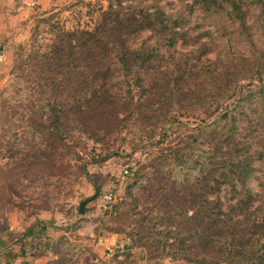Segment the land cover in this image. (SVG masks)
<instances>
[{
  "label": "rangeland",
  "instance_id": "374dc122",
  "mask_svg": "<svg viewBox=\"0 0 264 264\" xmlns=\"http://www.w3.org/2000/svg\"><path fill=\"white\" fill-rule=\"evenodd\" d=\"M122 1L123 6L136 8H151L158 3L164 12L177 19L178 30L187 33L185 40L168 49L164 36L149 40L150 33L139 35L138 43L147 40L149 45L158 47L161 61H151L154 69L148 72L140 64L132 65V71L126 72L127 81L123 72L115 69L108 82L121 103L130 83L134 104L130 106L128 101L126 107L122 104L123 107L108 108L98 115L92 129L84 124L78 129L67 119L66 140L59 142L56 130L43 126L49 124L51 113L46 105L56 102L67 106L69 92L61 91L49 103L40 93L42 81L35 80L33 73L46 61L43 55L54 51L57 42L68 33L94 30L101 9H107L109 2L0 0V251L3 253L19 252L21 246L29 249V244L37 242V253L44 264L172 261L164 257L162 246L157 248L155 231L169 227L167 214L179 212V208L168 207L174 201L168 196L177 191L171 181L166 183L158 178L161 159L156 157L171 158L172 153L184 149L195 138L202 142L198 126L204 119L212 123L220 113V108L215 110L216 103L206 105L196 100L191 106L186 102L182 93L187 85L183 80L192 78L190 81L196 84L214 76L220 65L246 72L252 53L264 50V35L257 31L250 39L227 13H208L202 0ZM256 1L244 0L243 8L247 24L257 30L261 7ZM57 64L55 61L52 65L55 66L52 73L58 76ZM161 64L166 74L161 73ZM206 71H210L209 76ZM138 77L146 78L147 89L160 80V92L166 98H158L159 104L153 106L147 101L149 95L138 90ZM177 77H181L179 84ZM242 83L248 85L250 79ZM251 130L248 120L242 121L239 137L250 136ZM191 145L192 153L199 155L201 149ZM83 166L88 174L83 172ZM255 167L249 185L255 194L262 193L264 199V160L256 161ZM197 171L198 168L190 174ZM107 192L114 194V201L111 211L104 215L100 198ZM219 195L227 205L236 202L227 186ZM93 197L81 214V203ZM196 258L211 260L205 253ZM176 263L188 264L180 260Z\"/></svg>",
  "mask_w": 264,
  "mask_h": 264
},
{
  "label": "trees",
  "instance_id": "16d2710c",
  "mask_svg": "<svg viewBox=\"0 0 264 264\" xmlns=\"http://www.w3.org/2000/svg\"><path fill=\"white\" fill-rule=\"evenodd\" d=\"M202 1L208 13H227L250 39L257 31L264 35V0L256 1L261 7L257 30L246 22L244 0ZM108 2V8L101 9L94 30L68 33L69 36L57 42L50 56L43 55L46 61L33 73L35 80L42 81L40 93L49 103L61 91L69 92L67 106L56 102L46 105L51 113L49 124L43 126L56 130L59 142L66 140L67 119L76 128L84 124L92 129L98 115L108 108L126 107L128 101L130 106L134 104L130 83L121 103L108 82L115 69L123 72L127 81L126 72L132 71V65L140 64L148 72L154 69L151 61H161L158 47L149 45L147 40L138 43L139 35L148 32L149 40L164 36L168 49L175 48L187 35L178 30L177 19L164 12L158 3L151 8H136L123 6L122 0ZM248 60L251 65L246 72L220 65L214 76L196 84L190 81L192 78L183 80L187 85L182 93L186 102L191 106L196 100L206 105L216 103L215 110L220 108V113L212 123L204 119L198 126L203 141L195 138L191 143L201 149L199 155L192 153L193 147L188 143L184 149L172 153L171 158L156 157L161 159L158 178L166 183L171 181L177 191L168 196L174 198L168 207L179 208V212L167 214L169 227L155 231V244L159 249L163 247L164 257L171 258L173 262L169 264H177V260L188 264H264V199L262 193L255 194L249 185L256 172L255 162L264 160V50L253 52ZM55 61L58 76L52 73ZM162 68L161 64L160 71L166 74ZM205 75L209 76L210 71ZM145 79L137 78L138 90L149 95L147 101L154 106L158 98L166 95L160 92V80L147 89ZM180 79L177 77L176 84ZM249 79L248 85L242 83ZM246 120L252 125L251 135L241 138L240 123ZM254 133H257L255 138ZM204 146L208 149H203ZM196 168L197 173L190 174ZM161 170L165 173L160 174ZM83 172L88 174L86 166ZM226 186L234 193L235 203L227 205L219 195ZM96 191L99 192L98 187ZM211 195L215 198L211 199ZM199 253L209 255L211 260L197 259Z\"/></svg>",
  "mask_w": 264,
  "mask_h": 264
},
{
  "label": "crops",
  "instance_id": "0c3cea01",
  "mask_svg": "<svg viewBox=\"0 0 264 264\" xmlns=\"http://www.w3.org/2000/svg\"><path fill=\"white\" fill-rule=\"evenodd\" d=\"M36 244L38 243L34 242L32 244H29V249H25L22 246L19 247L18 251L20 253L15 250V253L13 251H7V253H3L4 251H0V264H44L41 255H38L37 253L39 249L37 246H35Z\"/></svg>",
  "mask_w": 264,
  "mask_h": 264
},
{
  "label": "built area",
  "instance_id": "2783aa9c",
  "mask_svg": "<svg viewBox=\"0 0 264 264\" xmlns=\"http://www.w3.org/2000/svg\"><path fill=\"white\" fill-rule=\"evenodd\" d=\"M2 57L0 56V60ZM100 200L102 201L101 211L104 215L109 213L112 209L113 201H114V194L112 192L104 193Z\"/></svg>",
  "mask_w": 264,
  "mask_h": 264
},
{
  "label": "water",
  "instance_id": "95a60500",
  "mask_svg": "<svg viewBox=\"0 0 264 264\" xmlns=\"http://www.w3.org/2000/svg\"><path fill=\"white\" fill-rule=\"evenodd\" d=\"M93 199H94V197L91 198V199H89V200H85V201H83V202L81 203V206H80V213H81V214L84 213V208H85L86 203L89 202V201H91V200H93Z\"/></svg>",
  "mask_w": 264,
  "mask_h": 264
}]
</instances>
